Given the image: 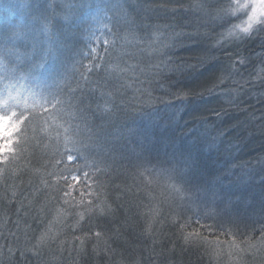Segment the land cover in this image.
Wrapping results in <instances>:
<instances>
[{"label":"snow or ice","instance_id":"snow-or-ice-1","mask_svg":"<svg viewBox=\"0 0 264 264\" xmlns=\"http://www.w3.org/2000/svg\"><path fill=\"white\" fill-rule=\"evenodd\" d=\"M168 4L176 7L169 9ZM28 8L29 15L18 29L0 31V174L6 176L22 157L48 153L53 182L47 186L52 190L51 201L62 205L59 214L73 205L83 206L90 214L89 221L99 218L111 224L110 217L116 218L121 230L131 232L136 226L134 217L138 216L134 210L141 205L137 198L139 186L129 185L128 179L135 181L150 173L154 181L165 182L175 194L168 204L173 213L169 226L174 230L169 243L175 239L182 249L208 256L209 264L212 260L219 264L222 243L229 253L264 256V203L258 212L253 209L250 213V218L256 217L251 223L236 216L218 222L217 209L207 207L201 211L196 192L186 183L193 167L190 159L154 162L142 146L130 147L127 133L131 130L116 124L121 117L165 100L211 95L217 89L231 96L226 89L233 83V75L252 63L246 51H241L242 46L258 40L259 61L264 64V0H202L195 5V12L185 9L183 0H167L165 4L153 0H32ZM160 12L168 14L166 20L170 22L165 29L195 27V35L181 33L184 39L208 41L207 50L195 58V63L165 61L174 65L169 71L182 73L203 67L217 59V51L227 47L235 50L234 56L228 57L227 66L210 82L198 88L173 91L170 87L165 96L171 99L143 89L138 90L139 97L128 100L127 77L134 67L128 61L138 59L137 53L143 54L141 42L153 35L152 29L161 27L152 23L164 21L159 19ZM191 16H197L198 21L185 23ZM156 68L159 72L160 66ZM139 74L146 75L145 69ZM248 77L244 85L255 87L254 68ZM259 82L264 87V77ZM93 84L98 86L93 88ZM239 95L247 92L241 88ZM228 103L240 109L244 101L233 98ZM228 111L221 104L212 115L221 117ZM260 120V131L264 132V115ZM217 135H223V131ZM211 196L215 199L216 193ZM76 214L84 219L83 212ZM20 224L17 220L20 235L10 233L14 243L5 246L7 264H20L27 253L39 257L41 246L47 243L45 233H37L27 224L21 228ZM95 227L100 230L90 226L84 236L73 237L74 242L79 241L78 248L74 247L77 255L87 258L103 252L113 257L110 264H124L114 259L119 254L112 247L117 233L103 224ZM100 242L102 247H98ZM4 251L0 248V253ZM162 264H169L167 257Z\"/></svg>","mask_w":264,"mask_h":264},{"label":"trees","instance_id":"trees-1","mask_svg":"<svg viewBox=\"0 0 264 264\" xmlns=\"http://www.w3.org/2000/svg\"><path fill=\"white\" fill-rule=\"evenodd\" d=\"M166 2L167 0H153L157 4ZM200 2L202 0H183L185 9L190 8L192 12L196 11L195 5ZM30 3L32 0H0V31L5 28L18 29L29 15ZM168 7L172 9L176 5L168 4ZM167 18V13H159V19L164 21L152 23L161 27L152 29L153 35L141 42L143 54L137 53L138 59L128 61L129 65L134 66L129 69L127 77L128 100L139 97L138 90L143 89H148L156 97L171 99L165 96V90L170 87L174 88L173 91L176 88H198L210 82L227 66L228 57L234 56L235 50L227 47L224 51H217V59L203 67H193L182 73L169 71V67L174 65L165 64V61L175 64L195 63V58L207 50L208 41L192 42L184 39L181 33L195 35V27L176 28L175 31L165 29L164 25L170 22ZM197 21V16H191L185 23L195 24ZM129 51L133 49L130 48ZM241 51L250 56L252 63L247 69L240 68L238 75H233V83L226 89L231 91V96L219 93L220 90L217 89L211 95L165 100L116 121L120 128L131 130L127 133L129 146H142L154 162L190 159L193 167L186 176V183L196 192L201 211L207 207L217 209V220L220 223L233 216L238 217L236 209L241 205L239 199L253 202L256 198L259 206L264 203V167L259 164L264 156V132L260 131V118L264 115V103H261L264 99V87L259 82V78L264 77V64L259 61L261 49L258 40L242 46ZM157 65L160 66L159 72ZM253 68L256 86H245L243 82L249 79L248 72L253 71ZM140 69H145L146 75H140ZM237 85L247 95L240 96L241 88ZM97 86L92 85L93 88ZM233 98L244 101L240 109H235L228 103ZM221 104L229 111L221 117H215L212 113L219 110ZM219 131H223V135L218 136ZM49 156L48 153L38 152L35 158L32 155L22 157L12 165L6 176L0 174V217H3L0 222V248L5 249L4 253H0V264H7L5 246H12L14 243L10 233L20 235V229L16 227L17 220H20L21 228L27 224L33 231L47 236V243L41 246L40 256L27 253L20 258V264H86V261H90V264H110L113 257L103 252L81 258L74 251V247L78 248L79 241L74 242L73 237L84 236L90 226L99 231L100 228L95 227L97 224H103L105 228H111L117 233L112 247L119 254L114 259L123 261L124 264H162L165 257L169 264H209L208 256L182 249L180 242L175 239L168 242L174 231L169 226L173 213L168 204L173 201L175 194L165 182L154 181L150 173L135 181L128 179L129 185L139 186L137 198L141 205L138 210H134L138 211V216L134 217L136 226L129 232L120 229L116 218L110 217L111 224L99 218L89 221L90 214L83 206L73 205L59 214L62 205L51 201L52 190L47 186L53 182L50 176L53 169L48 164ZM257 178L260 179L259 182H255ZM13 192L16 193L15 197ZM213 192L216 193L215 199L211 196ZM242 196L251 198H239ZM78 212L84 213L83 220L76 214ZM255 218L242 222L251 223ZM221 240L224 238L221 237ZM224 245H220V253L223 252ZM102 246L100 242L98 247ZM161 253L163 254L160 255ZM222 259L223 256L219 262ZM211 264H218L217 260H212Z\"/></svg>","mask_w":264,"mask_h":264},{"label":"rangeland","instance_id":"rangeland-1","mask_svg":"<svg viewBox=\"0 0 264 264\" xmlns=\"http://www.w3.org/2000/svg\"><path fill=\"white\" fill-rule=\"evenodd\" d=\"M259 164L264 167V156L262 157ZM259 181L260 179L257 178L255 182H259ZM239 198H251V197L242 196ZM254 199H253V202L252 201L243 202L242 199L241 200L239 199V201L241 202V205L237 207L236 214L240 219H242L241 221L248 222L250 220V213L252 212L253 209H255L256 211H259L258 208L260 206L257 203L256 198ZM222 247H224L223 248L224 253L223 252L220 253L219 259L222 258V256L224 257V259L220 260L219 264H230V262H232V264H264V256H261V255L252 256L250 253L244 254V253H237L234 251L229 253V249L226 244Z\"/></svg>","mask_w":264,"mask_h":264}]
</instances>
